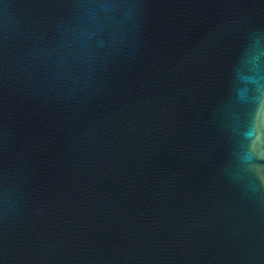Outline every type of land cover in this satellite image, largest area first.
Returning <instances> with one entry per match:
<instances>
[{
  "label": "water",
  "instance_id": "water-1",
  "mask_svg": "<svg viewBox=\"0 0 264 264\" xmlns=\"http://www.w3.org/2000/svg\"><path fill=\"white\" fill-rule=\"evenodd\" d=\"M0 264H264V0H0Z\"/></svg>",
  "mask_w": 264,
  "mask_h": 264
}]
</instances>
